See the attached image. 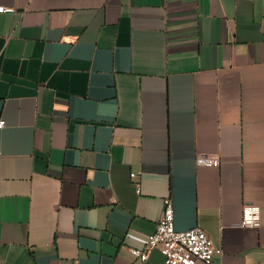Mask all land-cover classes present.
<instances>
[{"label":"crops","instance_id":"0c3cea01","mask_svg":"<svg viewBox=\"0 0 264 264\" xmlns=\"http://www.w3.org/2000/svg\"><path fill=\"white\" fill-rule=\"evenodd\" d=\"M0 6V264H164L131 249L166 197L212 264H264V0Z\"/></svg>","mask_w":264,"mask_h":264},{"label":"built area","instance_id":"2783aa9c","mask_svg":"<svg viewBox=\"0 0 264 264\" xmlns=\"http://www.w3.org/2000/svg\"><path fill=\"white\" fill-rule=\"evenodd\" d=\"M10 7L0 6V12H12ZM5 121L0 120V128ZM197 163L218 166L219 158L206 155L197 157ZM135 173H132V177ZM262 223L261 208L256 204H246L243 208L242 227H259ZM159 249L164 256V264H196L198 261L212 264L216 255L223 250L215 245L209 234L201 227L178 230L175 225V206L171 197L164 199V212L155 231L149 235L144 248H132V253L142 261L147 260L152 249Z\"/></svg>","mask_w":264,"mask_h":264}]
</instances>
